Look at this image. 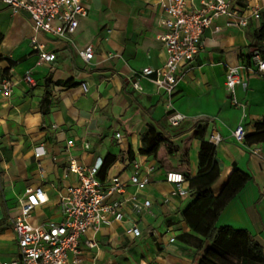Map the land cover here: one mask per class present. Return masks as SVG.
I'll list each match as a JSON object with an SVG mask.
<instances>
[{
  "label": "crops",
  "instance_id": "crops-1",
  "mask_svg": "<svg viewBox=\"0 0 264 264\" xmlns=\"http://www.w3.org/2000/svg\"><path fill=\"white\" fill-rule=\"evenodd\" d=\"M84 5L88 17L80 20L68 40L37 35L44 51L56 56L52 63H40V52L31 42L29 14L14 16L0 2V264L19 254L13 221L28 188H42L49 197L34 211L32 223L61 222L60 195L80 185L70 165L87 170L107 158L111 164L98 174L104 190L113 179L124 186V194H113L109 201L136 195L139 203L151 201V207L135 213L128 203L123 220L102 227L96 235L89 233L99 247L82 246V264H197L210 244L199 249L192 237L203 238L185 220L197 198L178 195L167 175L182 174L183 187L191 192L190 180L207 172L200 167L201 122L207 124L206 141L212 127L223 138L216 146L214 164L220 175L213 195L221 193L234 171L249 177L221 213L217 227L249 232L264 253V79L253 74L251 60L254 51L264 53V40L257 38L264 0H238L241 9L260 10V19L251 20L245 29L226 27L220 19L205 31L195 61L181 65L170 106L153 82L139 79L143 90L138 91L129 81L134 72L166 61V49L158 39L163 30L158 26L157 0H84ZM87 46L94 48L89 62L79 55ZM229 68L242 77L236 95L245 110L229 98ZM29 73L36 80L34 88L23 80ZM4 78L13 82L9 97L3 94ZM174 116L183 119L173 123ZM239 125L249 136L244 145L233 136ZM149 126L156 130L159 147L156 154L143 155L142 138ZM37 151L40 158L35 157ZM134 162L140 164L139 176L149 180L144 190L131 183ZM133 226L141 230L140 237L126 235ZM187 235L192 237L181 238Z\"/></svg>",
  "mask_w": 264,
  "mask_h": 264
},
{
  "label": "built area",
  "instance_id": "built-area-1",
  "mask_svg": "<svg viewBox=\"0 0 264 264\" xmlns=\"http://www.w3.org/2000/svg\"><path fill=\"white\" fill-rule=\"evenodd\" d=\"M0 2L6 4L14 16L21 12L29 14L34 29L31 42L40 52V63H52L56 56L54 53L44 51L37 35L45 33L68 40L69 36L76 33L80 20L87 18L89 14L84 0H0ZM157 2L161 9L158 26L163 30L158 39L166 49V61L161 67H147L134 72L129 81L138 91L143 90L139 79L144 78L153 82L167 95L169 101L167 106L171 105V99L177 92L181 65L195 61L203 47L204 34L208 28L216 21L225 19L226 27L241 30L245 29L251 20H259L261 16L258 8L246 6L241 9L238 0H157ZM219 31L220 27H216L215 32ZM79 55L89 62L94 57V48L87 46L79 49ZM251 60L256 67L253 74L264 79V53L254 51ZM23 80L30 88L36 86V80L31 73L26 74ZM241 84L242 77L239 71L236 68H229L225 78L229 98L235 107L245 110V106L236 95V89ZM1 86L3 94L6 97L11 96L12 80L4 78ZM181 119L182 116H174L172 122L177 123ZM233 136L236 142L244 145L246 128L243 125L237 126ZM116 137L121 139L122 136L117 134ZM222 140L217 127H212L208 133V142L217 146ZM85 148L88 149L89 145L85 144ZM40 156L41 153L37 151L35 157ZM102 165L101 159L87 170L75 166L74 163L70 165L69 171L78 175L80 185L71 187L65 195H60L63 213L61 222L50 221L41 225L32 223L34 211L48 203L49 197L42 188H28L25 197L19 200L20 213L13 221L19 254L11 261L1 264H82V246L89 249L99 247L97 239L88 237L89 233L93 232L96 235L102 227L123 220L124 208L128 203L132 204L135 213H142L151 207V201L139 203L136 195L123 200L109 201L113 194H124V186L113 179L108 190H104L103 183L98 178ZM133 166L136 173L131 176V183L137 190H144L149 180L139 176V163L134 162ZM167 181L176 185L178 195H191V192L183 187L186 178L182 174L169 173ZM125 233L133 237L142 235L137 226L127 228ZM173 241L174 239H171V242Z\"/></svg>",
  "mask_w": 264,
  "mask_h": 264
},
{
  "label": "trees",
  "instance_id": "trees-1",
  "mask_svg": "<svg viewBox=\"0 0 264 264\" xmlns=\"http://www.w3.org/2000/svg\"><path fill=\"white\" fill-rule=\"evenodd\" d=\"M264 19V16H263ZM258 40H264V21L257 32ZM1 42V37H0ZM206 122L199 125L198 139L201 141L200 167L207 172L190 180L192 196L196 197L194 206L186 212L185 220L193 232L203 239L192 237L199 249L209 242L205 254L197 264H264V253L261 245L247 231H235L226 227H217V221L228 204L244 188L249 177L236 170L229 178L221 193L215 197L212 186L218 180L220 172L214 164L216 146L206 141ZM249 136H246V141ZM143 155H154L158 151L159 140L156 130L149 126L142 138ZM109 159V158H107ZM104 160L100 173H103L112 160Z\"/></svg>",
  "mask_w": 264,
  "mask_h": 264
}]
</instances>
